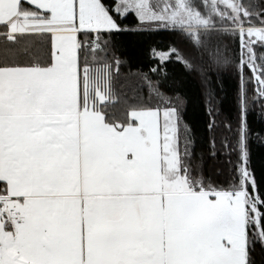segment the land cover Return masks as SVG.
<instances>
[{"label":"snow or ice","instance_id":"obj_1","mask_svg":"<svg viewBox=\"0 0 264 264\" xmlns=\"http://www.w3.org/2000/svg\"><path fill=\"white\" fill-rule=\"evenodd\" d=\"M126 23L182 38L161 66L236 72L235 120L208 125L224 171L181 136L182 97L117 91ZM256 105L264 125V0H0V264H264Z\"/></svg>","mask_w":264,"mask_h":264},{"label":"trees","instance_id":"obj_2","mask_svg":"<svg viewBox=\"0 0 264 264\" xmlns=\"http://www.w3.org/2000/svg\"><path fill=\"white\" fill-rule=\"evenodd\" d=\"M125 28L124 34L114 38L111 49V55L123 61L119 70L117 91L131 95L130 87L143 85V92L147 95L148 87L144 80V77H147L160 87L165 96L182 97L184 104L181 106V136L184 134V126L187 125L196 141V162L202 163L209 173L224 171V155L213 156L211 153L210 142L214 133L209 131L208 125L214 122L222 127L224 122L235 120L239 87L236 72L224 67L218 74L205 81L199 74H189L176 57L166 66H161L153 54L154 50L166 51L174 47L183 53L186 44L182 38L164 29L140 30L135 23H126ZM154 68L161 70L153 72ZM258 112L259 106L256 105L248 116L254 131L264 127L257 119ZM215 135L219 139V132ZM252 152L259 178L261 166L264 164V144L254 139ZM259 251L257 248L258 254Z\"/></svg>","mask_w":264,"mask_h":264}]
</instances>
